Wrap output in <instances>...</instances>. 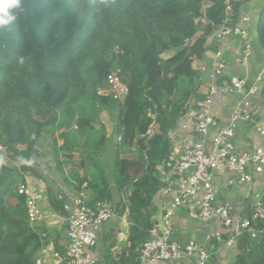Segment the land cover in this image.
I'll use <instances>...</instances> for the list:
<instances>
[{"label": "trees", "instance_id": "trees-1", "mask_svg": "<svg viewBox=\"0 0 264 264\" xmlns=\"http://www.w3.org/2000/svg\"><path fill=\"white\" fill-rule=\"evenodd\" d=\"M225 1L20 0L19 8L9 9L15 19L0 26V144L24 161H2L0 167V264H36L47 245L41 234L49 230L30 224L18 191L25 172L42 176L32 157L44 134L50 135L66 184L89 192L88 204L115 201V191H127L116 208L123 214L129 207L128 244L113 253L116 240L104 235L102 258L104 264H139L153 219L170 199L161 195L153 204L163 185L160 166L170 131L196 111L192 98L205 91L208 71L201 69L211 68L218 28L227 19L237 25L247 15L242 8L249 0H231L229 15ZM250 18L255 57L264 63V0ZM112 73L128 86L123 101L98 93ZM101 108L115 110L121 127L111 177L101 161L109 133ZM133 151L137 155L130 157ZM65 167L71 168L68 174ZM48 198L63 213L64 201L51 192ZM222 258L264 264V239L244 234Z\"/></svg>", "mask_w": 264, "mask_h": 264}, {"label": "built area", "instance_id": "built-area-1", "mask_svg": "<svg viewBox=\"0 0 264 264\" xmlns=\"http://www.w3.org/2000/svg\"><path fill=\"white\" fill-rule=\"evenodd\" d=\"M225 4L229 15L233 10L231 0ZM250 22V16L245 15L237 25L229 24L227 19L218 28V49L211 68L208 70L205 65L201 69L204 73L208 71L203 81L205 91L200 97L192 98L196 111L170 131L171 144L160 166L163 185L153 198L156 204L160 195H168L169 205L161 221L153 219L148 239L138 252L139 264H161L183 258H191L195 264H211L215 252L232 247L244 234L252 239H264V196L254 193L253 209L244 215L222 197L223 188L215 181L216 172H231L226 187L232 188L252 182L255 173L264 172V143L253 150H238L236 145L241 124L252 126L264 139V63L253 67L256 57L248 39ZM231 36L239 43L234 56L239 70H234L225 58L224 44ZM261 54L264 59V50ZM98 93L123 101L128 86L117 73H112ZM228 94H238L239 99L230 111L228 123L218 128L215 106ZM13 155L0 144L1 161L7 165L23 163H16ZM18 191L25 198L32 226L46 224L57 215L43 206L48 191L32 174L25 172V181ZM182 209L201 227H214L205 234L207 244L194 238L187 242L180 239L173 219ZM63 211L68 213L61 216L63 221L67 220L65 250L44 245L37 254L36 264H42V254L51 255L52 264H98L94 247L104 224L115 215V201L100 200L90 205L86 190L81 189L64 201ZM41 238L46 241L49 233L42 232Z\"/></svg>", "mask_w": 264, "mask_h": 264}, {"label": "crops", "instance_id": "crops-1", "mask_svg": "<svg viewBox=\"0 0 264 264\" xmlns=\"http://www.w3.org/2000/svg\"><path fill=\"white\" fill-rule=\"evenodd\" d=\"M239 43L237 42V38L234 36L228 37L225 44V58L232 66L234 70H239V67L235 66L234 64V56L238 52L239 48ZM241 44V43H240ZM255 67L260 63L257 59L255 61ZM226 98L224 97L221 101L218 100L215 106V114L218 117V128L225 126L228 121H229V116H230V109L233 106H229V102L225 100ZM232 105L233 103L230 102ZM214 132H212L213 135ZM43 143L45 144L43 146ZM261 143H264V139H261L257 133L255 132V129L247 124H241L240 128L237 131V136H236V145L238 150H253L257 146H259ZM54 154V153H53ZM52 147L47 144V142L43 140L37 145L33 152V165L36 167L39 171V173L42 176H35L32 174L30 171H27V173L32 174L35 176V178L39 181L42 187H44L45 190L48 191L49 193H53L57 195L59 198H61L63 201L68 200L77 190L74 188H70L68 184L62 183L64 178H56V175L52 174V169H51V163L48 165L47 163L49 161H52ZM14 161L16 162H21L22 159L19 158L16 155H13ZM20 159V160H19ZM58 170V169H57ZM59 171V170H58ZM71 171L70 167H65V174H68ZM60 172V171H59ZM83 173V172H81ZM62 175V174H61ZM233 175L231 172L227 171H218L215 174V181L220 184V186L223 188L222 189V197L225 199H228L231 201L237 210L241 214H249L254 206L255 203V198H254V193L259 192L264 196V172L263 173H255L254 174V179L252 182L246 183L242 186H233L232 188H227V180L228 178ZM63 176V175H62ZM55 180V181H54ZM65 181V180H64ZM89 192L86 191L87 198L89 199ZM161 196V195H160ZM159 196V198H160ZM158 198V201H159ZM158 201L156 204H158ZM117 201L115 200V203ZM169 205V202H165L164 205L162 206L161 212L158 213L157 218L159 221L162 220L163 216V211L164 209ZM43 206L46 208H50L51 204L49 201L48 196H46V199L43 202ZM118 208H116L115 215L110 218L103 227V231L101 235L99 236L98 242L94 249L97 252V256L99 258L98 263L99 264H104L102 256L105 250V244L103 241L104 235L106 234H111L112 237L111 239L116 240V247L114 248L113 253H117L122 251L128 244V239H129V234L127 235V238L124 243V246L120 249L118 247V243L123 239L121 236L116 237L115 234H123L122 231H118V219L119 217ZM127 213L124 214L123 216H120L125 221V218H127L128 223L131 224L130 222V210L127 206ZM56 216H53L50 218V220L46 223L43 224L48 230H49V238L47 239V245L50 247V249H59V250H65V239H66V228H63L61 226V223H65V221L62 220L63 213H57ZM174 225L178 228V234L180 239L183 242H187L189 239L194 238L198 240L201 243H206L205 240V234L208 232H211L214 227L211 228H206V227H201L197 221L193 220L190 218L188 211L186 209L180 210L174 217L173 219ZM120 226L124 225L123 221H120L119 223ZM58 236L56 237V235ZM102 248V249H101ZM229 253V248H225L220 252H215L213 255L212 262L214 261V258L220 257L222 258L223 256L227 255ZM101 260V261H100ZM211 262V264H212ZM42 264H52V258L51 255L49 254H42ZM161 264H195V261L191 258H183L180 260H174L170 262H165Z\"/></svg>", "mask_w": 264, "mask_h": 264}, {"label": "rangeland", "instance_id": "rangeland-1", "mask_svg": "<svg viewBox=\"0 0 264 264\" xmlns=\"http://www.w3.org/2000/svg\"><path fill=\"white\" fill-rule=\"evenodd\" d=\"M261 2H262V0H249V2H246L244 4L242 10L244 11L245 14H247L250 17H252L253 19H255L256 14H257V10H258ZM255 38H256V33H255L254 28H253V24L251 23V25L249 26V38L248 39H249V41L252 42V44L254 46L256 45ZM253 67H255V62H253ZM225 98H226L225 99L226 102L227 101L229 102L228 103L229 106H234L236 101L239 99V95L238 94H228V95L225 96ZM230 102H232L233 105ZM231 109H230V111H231ZM99 116L104 120L105 124H107V126L109 127V129H108V132H109L108 133V138L106 140L105 147H104V149L102 150V153H101V161H102L103 165L106 167L107 174L109 175V177H111V170L113 168V161H114L115 151H116L115 143H117V142L114 141V136H115V133H116L115 132V128L118 126L117 125V112L115 110L110 109V108H101V110L99 111ZM152 130H149L150 134L152 133ZM43 138L47 142V144H49L51 146L50 135L49 134H44ZM44 145L45 144L43 143V146ZM136 155H137L136 151H133V153L129 154L130 157H135ZM51 158H52L51 159L52 161H49L47 164L49 165L51 163L52 174L54 175V177L56 175L57 179L59 177L63 178L61 173L56 168L55 157H54V154H53V150H52V157ZM22 161H24V160H22ZM16 163H19V162L16 161ZM81 172H83V171L81 170ZM62 183H64V185L66 184V182L64 180H63ZM70 188H72V187H70ZM119 196L122 197V199H126L127 198V191L124 190L121 193H118V192L115 191V200L116 201H118ZM125 213H127V212L125 211L122 215H119V217H117L119 223H120V221L124 222V225L120 226L119 223H118V226H117L118 227L117 230L118 231H122L123 234H121V235L115 234L116 237L121 236L123 238L118 243L119 244L118 247L120 249L124 246V243H125L124 240H126L128 233H130V228H131V224L128 223L127 218H125V221L122 218H120V216L124 217ZM101 262H103V260ZM212 264H229V263L226 260H224L223 258H220L218 256V257H216V261H213Z\"/></svg>", "mask_w": 264, "mask_h": 264}, {"label": "clouds", "instance_id": "clouds-1", "mask_svg": "<svg viewBox=\"0 0 264 264\" xmlns=\"http://www.w3.org/2000/svg\"><path fill=\"white\" fill-rule=\"evenodd\" d=\"M20 7V0H0V26L9 25L15 15L9 9H17Z\"/></svg>", "mask_w": 264, "mask_h": 264}, {"label": "water", "instance_id": "water-1", "mask_svg": "<svg viewBox=\"0 0 264 264\" xmlns=\"http://www.w3.org/2000/svg\"><path fill=\"white\" fill-rule=\"evenodd\" d=\"M193 83H194V80H193V78L191 77L190 78V84L191 85H193ZM154 126H155V122L152 124V126L150 127V130H152L153 128H154ZM115 136H114V141L115 142H118L119 141V139H120V132H121V127L120 126H117L116 128H115ZM2 166V161L0 160V167ZM64 214L67 216L68 215V213L67 212H64ZM65 224H67V220H65Z\"/></svg>", "mask_w": 264, "mask_h": 264}]
</instances>
